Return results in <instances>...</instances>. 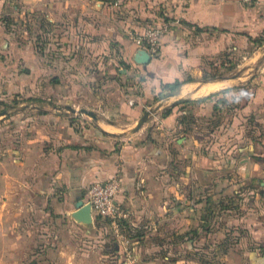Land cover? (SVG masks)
I'll list each match as a JSON object with an SVG mask.
<instances>
[{"label": "crops", "instance_id": "crops-1", "mask_svg": "<svg viewBox=\"0 0 264 264\" xmlns=\"http://www.w3.org/2000/svg\"><path fill=\"white\" fill-rule=\"evenodd\" d=\"M112 3L107 7L111 2L102 0H0V42L13 38L12 24L29 12L40 10L48 22L63 23L71 18L73 25L81 20L80 11L87 5L93 22L97 15L106 14L103 18L109 29L105 33L123 42L126 49L122 54L132 60L129 70L135 76L129 75V79L139 77L127 84L129 104L125 95L110 99L118 106L115 110L127 114L125 120L96 116L91 137L81 127L76 130L62 114L40 115V122L51 117L62 123L58 129L41 125L38 134L28 137V192H46L54 181L76 203H85L91 184L115 177L121 209L132 217L157 218L176 215L183 206L189 208L195 195L208 202L210 186L245 185L252 215L248 226L254 234L250 245L254 242L259 250L252 249L249 260L250 264H264V62L251 65L264 55V41L260 47L254 45L257 37L264 38V0ZM162 19L174 26L163 38L159 54L151 56L147 64H136L133 57L138 49L128 40L130 34ZM112 26L116 27L113 31ZM9 43L5 58L12 50L18 57L24 55V47ZM238 56L244 64H226ZM229 67L235 72L231 77L202 80L210 68L220 73ZM8 76L0 60V91L7 86ZM18 79L16 76L17 85H22ZM176 80L182 85L175 93L162 91V86ZM164 109L168 112L160 114ZM116 112L112 115L119 116ZM146 112H150L146 122L132 133ZM184 116L200 124L182 125ZM103 135L118 139L119 144ZM45 143L47 149H43ZM178 164L183 165L182 170Z\"/></svg>", "mask_w": 264, "mask_h": 264}, {"label": "rangeland", "instance_id": "rangeland-1", "mask_svg": "<svg viewBox=\"0 0 264 264\" xmlns=\"http://www.w3.org/2000/svg\"><path fill=\"white\" fill-rule=\"evenodd\" d=\"M102 1L111 2L107 7L113 4ZM40 12H29L13 23V38L0 42V60L9 75L0 91V264H250V251L257 248L254 242L250 245L254 234L248 226L252 215L245 185L210 186L208 202L195 195L189 208L183 206L172 216L132 217L122 209L127 216L119 221L117 231L95 215L90 224L75 221L76 201L54 181L46 192H28V137L38 134L41 125L58 129L62 123L51 117L40 122V115L62 114L76 130L81 127L91 137L94 121L79 110L125 120L127 114L110 99L125 95L129 104L127 84L139 78L129 79L135 75L129 70L132 60L122 54L123 42L105 33L106 14L97 15L93 22L87 5L73 25L71 18L48 22ZM263 41L257 37L254 45L260 47ZM8 43L24 47V55L18 57L12 50L5 58ZM263 60L264 55L251 65ZM244 62L238 56L226 64ZM231 68L220 73L210 68L205 77H231L235 73ZM16 76L22 85H17ZM114 111L119 116L112 115ZM186 121L182 125L200 124L192 118ZM103 138L119 144L111 136ZM47 148L45 143L43 149ZM178 165L182 170L183 165Z\"/></svg>", "mask_w": 264, "mask_h": 264}, {"label": "built area", "instance_id": "built-area-1", "mask_svg": "<svg viewBox=\"0 0 264 264\" xmlns=\"http://www.w3.org/2000/svg\"><path fill=\"white\" fill-rule=\"evenodd\" d=\"M244 1L252 2V0ZM173 26L174 23L170 20L162 19L140 31L132 32L130 34L131 42L137 49L145 50L150 57L155 56L159 54L162 40L172 31ZM119 187V181L115 177L104 182H95L87 189L85 198V203L90 205L91 215L106 220L116 231L119 221L127 216L117 202Z\"/></svg>", "mask_w": 264, "mask_h": 264}, {"label": "water", "instance_id": "water-1", "mask_svg": "<svg viewBox=\"0 0 264 264\" xmlns=\"http://www.w3.org/2000/svg\"><path fill=\"white\" fill-rule=\"evenodd\" d=\"M149 60H150L149 54L143 49H138L133 57V61L139 65L147 64ZM65 108L70 110L71 112H74V109L70 108L69 106H65ZM78 113L85 114L91 117V119L96 120V115L91 111L81 109L79 110ZM149 115H150V112L144 113L143 116L137 121L134 128L131 129L130 131L132 133L137 132L142 127V125L146 122V119L149 117ZM75 207L76 209L72 213V217L75 221L79 223H83V224L92 223L91 208L88 203H84L83 201L80 200L76 203Z\"/></svg>", "mask_w": 264, "mask_h": 264}, {"label": "trees", "instance_id": "trees-1", "mask_svg": "<svg viewBox=\"0 0 264 264\" xmlns=\"http://www.w3.org/2000/svg\"><path fill=\"white\" fill-rule=\"evenodd\" d=\"M217 77H219L217 74H216L215 76H213V77H210V78L203 76L202 80H203V81H209V80L216 79ZM181 85H182V82L176 80V81H174L173 83H169V84H166V85L162 86V88H163L162 91H164V90H168L169 93H175V92L179 89V87H180ZM189 118H191V117H190V116H184V117H182L181 122H182V123H185V121H186L187 119H189ZM186 122H187V121H186Z\"/></svg>", "mask_w": 264, "mask_h": 264}]
</instances>
